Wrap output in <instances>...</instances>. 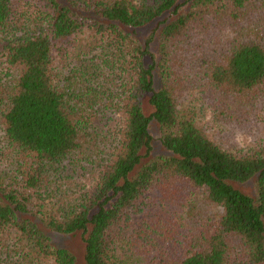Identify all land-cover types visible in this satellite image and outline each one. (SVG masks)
Masks as SVG:
<instances>
[{"label":"trees","instance_id":"16d2710c","mask_svg":"<svg viewBox=\"0 0 264 264\" xmlns=\"http://www.w3.org/2000/svg\"><path fill=\"white\" fill-rule=\"evenodd\" d=\"M210 24L231 36L188 90L174 57ZM181 89L257 143L212 141ZM263 102L264 0H0V264H77L75 233L82 264H264Z\"/></svg>","mask_w":264,"mask_h":264},{"label":"rangeland","instance_id":"374dc122","mask_svg":"<svg viewBox=\"0 0 264 264\" xmlns=\"http://www.w3.org/2000/svg\"><path fill=\"white\" fill-rule=\"evenodd\" d=\"M257 17L258 14H253L252 16V18ZM209 26L210 28H207V36L201 37L202 34H198L200 39L194 36L195 45L193 47V51L186 52L188 55H176L174 57L175 71L179 76V79L182 80V84H187L188 90L192 83L190 81V76L194 71L195 73L201 71L204 61L207 62L205 55L206 53L203 54L202 52H209L211 45L214 43L223 42L231 36L229 29L225 30L218 26H214L213 24H210ZM148 28L149 27H146L143 29V31L148 30ZM198 75L201 74L198 73ZM181 90L184 91V98L182 101H184V103L188 102V105L195 104L196 106L191 107L192 110H200L199 112H196V124L212 141L230 151H247L254 145V143H257L262 131H259V122L253 120L251 114L252 112H246L247 108L240 109V111H237L232 107L228 108V112L232 115H236L241 123L237 122L233 117H231L232 119H230L229 122H219L216 121L217 119L213 118L209 109H204L202 106H200V104H204V102L199 99L200 95L197 89L190 90L189 92L185 89ZM142 104L144 111L146 113L150 112V108L144 100ZM198 106H200V108H198ZM262 111L263 114L260 119V123L264 126V102ZM149 133L152 138L151 155L164 153V150L158 141V128L152 121L149 125ZM234 185L245 193H253L254 189L252 180L246 181L244 183H236ZM202 212L204 216L210 212V208L203 206ZM52 239L54 244L57 246L68 249L75 256L77 264H82L83 243L78 233L53 235Z\"/></svg>","mask_w":264,"mask_h":264}]
</instances>
